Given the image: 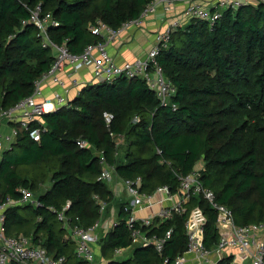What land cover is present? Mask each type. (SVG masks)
I'll list each match as a JSON object with an SVG mask.
<instances>
[{"label": "trees", "instance_id": "obj_1", "mask_svg": "<svg viewBox=\"0 0 264 264\" xmlns=\"http://www.w3.org/2000/svg\"><path fill=\"white\" fill-rule=\"evenodd\" d=\"M152 2L0 0V114L30 97L35 81L55 60L53 50L43 46L38 27L29 22L35 6L43 4L60 23L49 30V38L81 55L87 45L103 42L92 26L104 22L118 30L138 19ZM222 16L213 26L191 20L171 33L170 44L158 56L176 88L169 106L160 103L143 77L123 76L112 83L89 84L68 107L42 115L32 124L42 129L39 141L20 130L0 164V203L21 199L20 190L27 189L40 205L8 208V237H30L52 258L84 264L75 256L73 230L90 228L108 215L110 207L102 216L96 196L115 202L108 182L99 181L102 159L123 181L142 178L146 194L162 186L179 192L180 177L200 166L204 186L233 211L239 225L264 223V1L224 9ZM105 112L114 116L110 126ZM111 134L123 135V146L118 148ZM81 141L89 147L81 148ZM47 184L51 187L45 190ZM68 203L70 229L58 219ZM115 205L120 225L99 240L100 256L109 264L175 261L188 248L186 224L193 210L203 218L206 247L211 250L221 239L216 212L195 196L186 204L187 213L164 223L156 220L147 229L150 236H160L173 228L162 254L153 247L133 248L119 261L115 251L130 248L132 240L125 203Z\"/></svg>", "mask_w": 264, "mask_h": 264}, {"label": "built area", "instance_id": "obj_2", "mask_svg": "<svg viewBox=\"0 0 264 264\" xmlns=\"http://www.w3.org/2000/svg\"><path fill=\"white\" fill-rule=\"evenodd\" d=\"M253 2L255 0H153L138 19L123 23L118 30L104 22L92 26L90 28L92 33L101 37L103 42L87 45L81 55L71 53L65 45L59 46L49 38V30L59 27L60 23L56 21L51 12H45L43 4H38L31 10L29 22L38 27L39 36L43 39V46L54 51L55 60L50 70L35 81L34 93L30 97L19 101L16 106L4 110L0 114V152L3 153L13 148L21 129L29 132L34 141H39L42 129L40 127L32 128V124L39 122L44 114L68 107L69 102L63 93H57L53 100H39L43 92L42 85L47 80L53 78L59 86L65 87V82L61 79L60 74L68 68L70 77H72L79 74L86 66H91L95 80L100 83H112L123 76L128 79H136L141 76L151 90L156 92L160 103L169 106L170 99L176 93V88L166 78L165 71L158 62V56L161 50L170 44L171 33L184 25L181 20H174L167 29L155 33L154 46L145 59L119 65L112 58L107 46L116 42L123 31L142 26L144 19L152 16L160 7L167 15H170L176 10L178 4L186 3L188 6L181 16L189 20H206L213 26L223 17L224 9L238 10L241 6ZM73 84L78 85L77 80H73ZM173 107L176 108L174 105ZM113 120V114L105 112L104 121L108 126L112 124ZM134 121L139 123V119ZM4 124L12 125L10 133H2L1 129ZM111 136L116 140L118 148L125 142L123 135L111 134ZM80 147L86 149L89 144L86 141H81ZM101 165L103 171L99 181L111 182L116 174L114 168L110 167L104 159L101 160ZM123 182L129 196V200L125 202L124 211L128 214L125 224H127L132 240L130 248L153 247L158 254H162L167 243L171 240L173 228L160 236H150L147 229L151 228L156 220L159 223H164L172 221L177 215L187 213L186 204L196 196L205 200L218 216L217 229L221 238L219 243L211 250L206 247L203 238V218L198 210H193L190 212L186 224L187 250L175 261L165 258L161 264H194L196 261L197 264H264V223L239 225L234 218L233 211L228 206L220 204L214 191L204 186L200 167L194 169L188 176L180 177V191L175 194L168 186L158 187L154 194H146L141 190L142 178L128 179ZM20 193H22L21 199H8L5 203H0V264H67L66 257L52 258L43 247L32 243L30 237L24 235L8 237L5 234L4 226L8 208L22 204H30L34 207L40 205L32 192L22 189ZM95 198L99 201L100 211L104 216L109 204L101 201L98 196ZM69 206L70 203L67 204L64 211L58 213V219L64 223L63 225L67 229L70 227L67 224L65 211L69 209ZM156 206H158V211L152 216L138 217V211L142 208ZM112 218L114 217L112 216ZM109 223L111 224L110 229L120 225L118 218L112 219ZM102 225L101 219L90 228L76 226L73 230V236L77 242L75 256L84 264H109L106 261V263H98L96 258V248L100 240L99 231L102 230ZM126 249H117L114 258L122 256ZM228 250H233V252H230L229 256L224 255Z\"/></svg>", "mask_w": 264, "mask_h": 264}, {"label": "crops", "instance_id": "obj_3", "mask_svg": "<svg viewBox=\"0 0 264 264\" xmlns=\"http://www.w3.org/2000/svg\"><path fill=\"white\" fill-rule=\"evenodd\" d=\"M256 1V0H255ZM188 4L182 3L178 4L177 8L174 12L167 15L163 8H159L156 13H154L150 17H146L143 21V25L139 27H132L126 31H123L119 36L118 40L114 43L109 44L108 51L111 54L112 58L115 60L117 64H123L125 62H136L139 59H145L149 54V51L154 46L155 41V33L160 30L167 29L171 22L174 20H181L182 23L187 24V22L191 21L181 16ZM54 52V51H53ZM69 68L66 69L63 73L60 74L61 79L65 82V87L59 86L56 81L52 78L47 80L42 85V96L39 97V100H53L57 93H63L68 102L73 100L75 97L79 96L82 89L87 87L89 84L97 83L95 80L94 73L92 71L91 66H86V68L82 69L79 74L76 76L70 77ZM73 80H77L78 85L73 84ZM11 124H4L2 127V133H10L11 132ZM125 143V142H124ZM123 143V144H124ZM120 145L121 146H123ZM5 152V151H4ZM4 152H0V158L3 161ZM1 161V163H2ZM0 163V164H1ZM200 167V166H199ZM110 184L111 190L114 191L115 194V202L109 204L108 215L106 213L105 217L102 218V230L99 231L100 238L108 233L110 229V221L112 219H117L119 216L117 205L124 204L129 200L127 189H125L124 182L121 180L116 174ZM51 187L50 184H47L44 189L48 190ZM43 189V190H44ZM34 195V194H33ZM110 211V213H109ZM158 211V206L153 208H142V210L138 211V217H146L152 216L155 212ZM112 216L114 218H112ZM109 226V228H108ZM133 248L126 249L125 253L130 251ZM233 252V250H228V252L224 253V255L229 256V253ZM97 253V262L98 263H106L109 261L100 256V247L96 248ZM123 254V255H124ZM192 259V257H190ZM106 261V262H105ZM229 262V260H227ZM197 264V261L194 263Z\"/></svg>", "mask_w": 264, "mask_h": 264}, {"label": "rangeland", "instance_id": "obj_4", "mask_svg": "<svg viewBox=\"0 0 264 264\" xmlns=\"http://www.w3.org/2000/svg\"><path fill=\"white\" fill-rule=\"evenodd\" d=\"M1 161H2V159L0 158V163H1ZM109 186H110V184H109ZM34 197H36V196L34 195ZM129 255H130V251L126 252V254H124V255H122V256H119L117 259H118L119 261H123V260H126L127 257H129Z\"/></svg>", "mask_w": 264, "mask_h": 264}]
</instances>
